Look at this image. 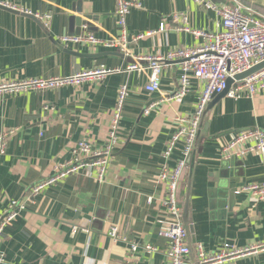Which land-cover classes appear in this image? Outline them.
I'll return each instance as SVG.
<instances>
[{
    "label": "crops",
    "instance_id": "crops-1",
    "mask_svg": "<svg viewBox=\"0 0 264 264\" xmlns=\"http://www.w3.org/2000/svg\"><path fill=\"white\" fill-rule=\"evenodd\" d=\"M212 1L235 6L233 0ZM236 2L246 14L264 20V0ZM0 5L19 13L0 9V83L68 77L101 66L119 71L77 87L0 97V132L13 131L0 156V214L12 201L25 206L2 233L0 264H125L127 246L106 236L112 226L126 239L159 250L139 251L130 264H167L162 253L168 241L158 224L165 185L156 178L164 166H175L177 152L163 157L174 119L190 117L204 85L193 80L184 98L167 102L162 97L176 91L180 63H166L159 92L150 93L146 63L138 59L201 45L192 32H218L220 18L191 0H140L122 34L116 0H0ZM22 13L50 19L39 20L43 28ZM70 17L87 21L82 34L123 39L125 50L61 45L59 38L71 35ZM135 64L144 69L126 70ZM121 86L128 97L104 183H97L93 170L80 171L30 197L29 189L52 176L56 165L75 159L79 141L94 150L104 147ZM253 129L264 132V90L252 99L218 98L199 130L186 222L194 246L201 244L207 253L218 252L224 243L242 248L264 241V201L238 193L244 186L264 184V155L228 160L220 155L232 136ZM186 174L177 191L181 211ZM223 264H264V253Z\"/></svg>",
    "mask_w": 264,
    "mask_h": 264
},
{
    "label": "built area",
    "instance_id": "built-area-1",
    "mask_svg": "<svg viewBox=\"0 0 264 264\" xmlns=\"http://www.w3.org/2000/svg\"><path fill=\"white\" fill-rule=\"evenodd\" d=\"M191 1L208 11H213L221 20V30L215 33L192 32L194 37L203 41L201 45L196 47L170 50L165 55L138 59V61L146 63L148 81L145 89L150 93L159 92L158 85L163 66L174 61L180 63V77L176 91L172 96L162 97V99L166 98L167 102L184 98L189 92V87L193 80L204 85L201 89L198 103L190 117L177 116L174 119L175 130L167 142L163 157L164 159H169L177 152L179 157L176 159L175 166L171 169L164 166L156 178L158 182L165 185V194L160 201L161 212L158 224L160 235L168 241V247L162 253L167 264L188 263L189 250L182 225L177 191L187 171L188 159L197 135L203 110L213 95L221 94L225 90L228 79H232L237 74H241L264 62L263 19L246 14L243 7L236 0H233L234 7L217 5L212 0ZM3 6L10 8L9 5ZM139 6L140 0H116V24L122 34L131 9ZM37 18L48 21L50 16ZM181 22L185 23L184 17H181ZM159 30L163 31V25L160 26ZM59 43L63 46L87 45L125 50L123 39L120 41L115 39L102 40L95 38L91 34L62 36L59 38ZM143 69L138 64L126 68L128 72L142 71ZM118 72V70H110L101 66L97 69L83 71L68 77L1 82L0 97L31 91L77 87L84 82L101 81L108 75ZM263 90L264 69L246 78L242 85L231 88L226 96L233 100H240L241 98L252 99ZM127 97V87L121 86L117 91L108 139L104 147L94 150L89 143L79 141L75 151H73L75 159L56 165L52 176L29 189L30 197H35L44 188L52 186L67 176L77 174L80 171L93 170L97 183L99 185L104 183L109 160L118 142V128ZM153 106L146 108L144 114L148 115ZM12 134L13 131L9 130L0 132V156L4 155L6 145ZM250 153L264 155V132L259 129L239 132L232 136L228 143L220 147V155L225 160L232 157L243 158ZM79 158L82 160H78ZM238 193H245L257 201H264V184L244 186ZM150 201L151 199H148V202ZM24 210V203L12 201L5 211L0 214V242L4 229L15 221ZM106 236L114 243H124L127 246L128 253L125 264H130L139 251L145 255L159 253L156 247L149 244H140L137 241L126 239V237L118 233V229L114 226L110 227ZM195 252L197 264H223L239 258L264 253V241L242 248H233L231 245L224 243L218 252L214 254L205 252L202 245L197 244L195 245ZM2 262L3 256L0 253V263Z\"/></svg>",
    "mask_w": 264,
    "mask_h": 264
},
{
    "label": "water",
    "instance_id": "water-1",
    "mask_svg": "<svg viewBox=\"0 0 264 264\" xmlns=\"http://www.w3.org/2000/svg\"><path fill=\"white\" fill-rule=\"evenodd\" d=\"M0 9L1 10H5L8 11L10 13H16L19 14L16 11L10 10V8L8 9L7 7L0 5ZM21 15L30 18L31 20H33L36 23H41L42 27L44 28V25L42 22L39 21V19L37 17H34L33 15L27 14V13H22ZM85 18L87 20H91L90 16H85ZM87 21L83 20V19H76L75 17H70L69 19V34L74 35V36H78L81 35L82 33V26L85 27L87 25ZM87 31H89V29H87ZM264 69V62L253 66L252 68H250L249 70L241 73V74H237L236 76H234L232 79H228L226 82V88L225 90L218 95H213L211 97V100L206 104L202 116L200 118L199 121V125H198V131H197V135L188 159V164H187V174H186V197H185V202H184V206H183V210L181 211V219H182V225L184 228V232L186 235V241H187V246H188V250H189V259L191 264H196L197 262V258H196V252H195V246L191 241V237H190V228L188 227V224L186 222L187 220V211H188V206H189V191H190V185H191V179H192V174L194 171V166L196 163V154H197V147H198V142H199V130L204 122V120L206 119V117L208 116L209 110L210 108L213 106V104L218 100V98L220 97H225L226 94L230 91V89L232 88H236L237 86H240L243 84L244 80L246 78H248L249 76L259 72L260 70Z\"/></svg>",
    "mask_w": 264,
    "mask_h": 264
}]
</instances>
